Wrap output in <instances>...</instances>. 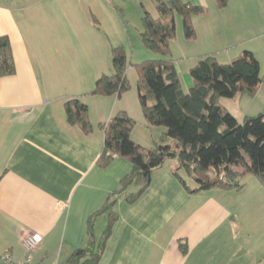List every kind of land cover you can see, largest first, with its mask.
<instances>
[{
  "label": "crops",
  "instance_id": "0c3cea01",
  "mask_svg": "<svg viewBox=\"0 0 264 264\" xmlns=\"http://www.w3.org/2000/svg\"><path fill=\"white\" fill-rule=\"evenodd\" d=\"M184 1L204 11L192 17L194 40L178 46L179 58L170 57L183 90L205 54L224 63L220 53L229 62L249 50L263 68L264 0H228L224 7L215 0ZM113 6V0L85 9L76 0H0V34L11 42L15 67L0 76V253L16 260L27 255L21 238L28 233L41 235L30 252L33 264H65L86 244L88 218L132 167L118 156L97 165L102 124L112 114L122 110L135 119L130 135L144 147L164 136L163 127L144 121L137 90L89 93L100 75L112 73ZM194 44L200 55L188 61L184 54ZM72 96L87 104L90 133L67 122L64 103ZM170 160L153 170L135 203L117 197L118 219L98 264H264L261 184L245 178L239 190L188 193ZM106 224L105 213L93 219L97 240Z\"/></svg>",
  "mask_w": 264,
  "mask_h": 264
},
{
  "label": "trees",
  "instance_id": "16d2710c",
  "mask_svg": "<svg viewBox=\"0 0 264 264\" xmlns=\"http://www.w3.org/2000/svg\"><path fill=\"white\" fill-rule=\"evenodd\" d=\"M215 1L224 7L228 0ZM156 10V17L144 10L140 35L147 48L168 56L169 42L175 34V14L182 18L185 38L192 40L196 36L192 17L201 14L204 7L184 0H156ZM111 64L112 73L100 75L89 93L120 96L128 90L127 61L121 46L111 47ZM134 66L144 121L163 127L164 136L152 147L142 146L130 135L135 119L122 110L102 124L104 143L97 165L105 167L118 156L129 160L132 167L103 206L88 218L86 244L73 250L65 264H98L118 219L114 210L117 197L124 194L128 204L135 203L149 187L153 170L166 160L177 162L173 174L188 193L213 188L239 190L247 174L264 188V113L245 116L238 122L219 103L221 97L251 95L264 82L259 61L251 51L244 50L225 63L213 54L200 56L189 70L186 90L181 87L169 57L145 60ZM14 71L11 42L7 35L0 34V76ZM64 109L69 124L79 126L84 133L91 132L88 107L81 97H69ZM130 187L135 189L130 191ZM101 213L106 214L107 224L97 240L93 219ZM182 250L186 248L182 246Z\"/></svg>",
  "mask_w": 264,
  "mask_h": 264
},
{
  "label": "rangeland",
  "instance_id": "374dc122",
  "mask_svg": "<svg viewBox=\"0 0 264 264\" xmlns=\"http://www.w3.org/2000/svg\"><path fill=\"white\" fill-rule=\"evenodd\" d=\"M74 1V0H69ZM80 1L85 9L86 5L92 3V1L100 2L101 0H76ZM113 12L115 15L114 30L111 34V39L115 46H121L125 52L127 68L126 77L129 82V88L125 92H136L137 90V71L135 64L145 60H154L166 57L179 58L181 55L177 49L179 45H184L185 41H192L186 39L183 32L182 18L179 14H175V34L169 42V54L163 56L158 52L152 51L146 47L141 38V31L143 29L142 16L144 10H147L153 17L158 15L156 10V0H113ZM94 6V5H93ZM94 9V7H91ZM89 11V10H85ZM64 11L56 12L62 15ZM95 12V11H94ZM88 13V12H87ZM96 13V12H95ZM58 14H55L58 16ZM65 16V14H64ZM196 16V15H195ZM194 25V24H193ZM199 40V39H198ZM184 41V42H183ZM198 46H194L187 50L184 55L187 56L188 61H193L198 57L201 52ZM227 52V51H225ZM184 55L182 57H184ZM223 53L218 55L219 59H226ZM222 63V62H221ZM225 63V62H224ZM260 74L264 73L263 68L260 67ZM263 71V72H262ZM139 101V99H138ZM219 103L224 105L228 111L235 117L238 122H242L245 116L257 115L258 113H264V82L259 85V88L251 95L249 94H237L234 97H221ZM140 104V103H139ZM138 126V124H137ZM140 127L143 128L141 125ZM171 161L170 159L168 160ZM186 177L184 173L181 172ZM245 178H255L254 176L247 174ZM189 185H193L190 178H185ZM264 208V206L262 207ZM99 235V234H98ZM63 264V263H61Z\"/></svg>",
  "mask_w": 264,
  "mask_h": 264
},
{
  "label": "built area",
  "instance_id": "2783aa9c",
  "mask_svg": "<svg viewBox=\"0 0 264 264\" xmlns=\"http://www.w3.org/2000/svg\"><path fill=\"white\" fill-rule=\"evenodd\" d=\"M40 241L41 235L38 232L24 234L21 238V244L27 254L26 257L23 260H16L7 252L0 253V264H33L31 262L30 252Z\"/></svg>",
  "mask_w": 264,
  "mask_h": 264
}]
</instances>
